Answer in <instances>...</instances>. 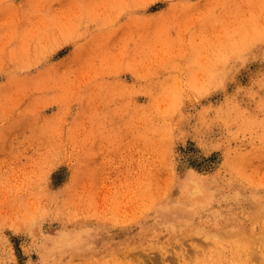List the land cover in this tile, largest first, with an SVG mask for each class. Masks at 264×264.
I'll return each instance as SVG.
<instances>
[{
	"label": "rangeland",
	"instance_id": "rangeland-1",
	"mask_svg": "<svg viewBox=\"0 0 264 264\" xmlns=\"http://www.w3.org/2000/svg\"><path fill=\"white\" fill-rule=\"evenodd\" d=\"M263 235L264 0H0V264H264Z\"/></svg>",
	"mask_w": 264,
	"mask_h": 264
},
{
	"label": "bare ground",
	"instance_id": "bare-ground-1",
	"mask_svg": "<svg viewBox=\"0 0 264 264\" xmlns=\"http://www.w3.org/2000/svg\"><path fill=\"white\" fill-rule=\"evenodd\" d=\"M264 236V235H263ZM249 241H252V240H249ZM259 241V240H258ZM262 241V244H263V248H264V239L263 240H261ZM261 245V244H260ZM262 246H260V248H261ZM263 248H261V249H263Z\"/></svg>",
	"mask_w": 264,
	"mask_h": 264
}]
</instances>
